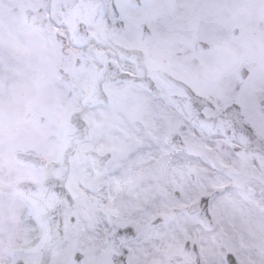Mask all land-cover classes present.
I'll use <instances>...</instances> for the list:
<instances>
[{
    "label": "flooded vegetation",
    "instance_id": "1",
    "mask_svg": "<svg viewBox=\"0 0 264 264\" xmlns=\"http://www.w3.org/2000/svg\"><path fill=\"white\" fill-rule=\"evenodd\" d=\"M25 1L4 10L31 46L3 39L7 15L0 13V45H15L17 54L0 67V119L6 116L8 131L0 159L4 145L10 157L0 162V215L12 218L18 238L11 245L20 243L0 254L16 256L8 264H38L43 255L52 264L58 254L81 264L86 252L74 239L101 233L107 251L100 264L115 256L125 264H156L150 231L167 217L158 215L157 191L174 184L150 164L158 142L169 157L167 146L192 123L234 129L233 151L245 149L244 132L264 150V0H113L115 27L91 16V0ZM24 46L33 55L22 54ZM69 122L73 151L65 160ZM47 178L65 188L61 236L53 244L26 187L16 188ZM173 194L171 212L194 220L203 233L185 236L184 264H264V214L245 220L251 247L243 256L236 233L215 226L209 232L184 210L196 203L185 185ZM92 210L101 217L89 218ZM29 223L32 237L35 229L42 235L40 247L23 244Z\"/></svg>",
    "mask_w": 264,
    "mask_h": 264
},
{
    "label": "snow or ice",
    "instance_id": "2",
    "mask_svg": "<svg viewBox=\"0 0 264 264\" xmlns=\"http://www.w3.org/2000/svg\"><path fill=\"white\" fill-rule=\"evenodd\" d=\"M234 136V129L189 123L167 146L183 161L185 190L197 205H203L197 208L198 214L207 210L198 223L206 224L209 232L236 228L264 214V152L233 151Z\"/></svg>",
    "mask_w": 264,
    "mask_h": 264
},
{
    "label": "rangeland",
    "instance_id": "3",
    "mask_svg": "<svg viewBox=\"0 0 264 264\" xmlns=\"http://www.w3.org/2000/svg\"><path fill=\"white\" fill-rule=\"evenodd\" d=\"M15 1H18V4L21 6H24L26 4L25 0H0V3L3 4L0 9L1 12H5L4 7L11 5L15 3ZM4 10V11H3ZM4 16L2 21V30L3 33V39L5 40H13L17 42L19 39L22 42H25V44L28 46H31L28 44L27 39L24 38L21 34V29L18 27L19 25L12 23L10 25V22L8 20V16H12L11 14H8V12L3 13ZM2 18V16H1ZM12 18V17H11ZM9 22V24H8ZM13 22V21H12ZM24 46L22 50V54H26L27 51H29V55H33V47H27ZM27 48L29 50H27ZM16 54V46L15 45H0V67L1 69H5V66L14 60ZM3 110V107L0 106V112ZM1 115V114H0ZM4 119H7L6 116ZM3 118L0 119V142L6 145V140L8 136L7 126ZM158 133H161V129H158ZM1 145V144H0ZM4 145L3 148L6 149V146ZM3 151L2 157L0 159V162H6L10 160L9 154L7 149ZM156 154V155H155ZM158 157L156 163H150L151 166L154 164L155 171H164L165 173H168L169 177L174 179L173 183L162 184L161 187L158 189V201H157V212L158 215H163L165 213L167 215L166 219L159 224H157L150 233L156 237L154 240V246L153 249L156 251L155 254V263L156 264H184L185 261L183 260V253H182V247H183V240L187 234L189 235H196L197 233L201 234L202 232L198 229L197 223L194 220H187L186 222L179 216H175L171 209L175 206L174 204V194L173 189L174 188H184V185H181V180L184 179V175L186 173L185 168L183 167V161L179 160L175 155H170L167 157L164 147L161 145V143L158 142L157 144V151L154 153V158ZM162 159L160 160V158ZM169 159V165L165 166V159ZM163 163V164H162ZM30 174L34 176V178H38L40 176V172H34L30 171ZM182 190V189H181ZM192 196V195H191ZM189 197H185V200H187ZM113 209V208H111ZM89 208H87V211ZM105 214L107 213L106 209H102ZM29 215L32 216V210L28 211ZM89 218H97L101 217L100 213L98 211H89ZM154 214V213H153ZM11 217L8 216V214L0 215V248H6L9 249L10 247H20L19 244L11 245V243H15V240L18 238V235L13 233L12 226L13 221H11ZM245 221L238 225L236 228H228V230H231V232L236 233L237 242L239 243V250L241 251V254L243 256L247 255L248 248L251 247L250 241L251 236L248 234V230L244 228ZM26 233L23 234L21 237L22 240H26V244L23 243L27 247H40L42 242V235L39 230L34 231V235L32 237V228L33 224L29 223L27 225ZM203 234V233H202ZM35 236V238H34ZM206 236V235H205ZM75 247L79 249H83L86 252V256L83 259L81 264H100L103 260V257L107 251V248L103 244L101 233H99L98 237H95V235L89 237H83L79 236L77 239H74ZM64 247L63 245H60ZM148 248V247H146ZM151 248V247H150ZM38 258V256H28L29 259L32 258ZM16 258V256H9L6 254H0V264H8L11 261H13ZM70 261L68 260V256L66 255H55L53 258L52 264H74L72 260V256H69Z\"/></svg>",
    "mask_w": 264,
    "mask_h": 264
},
{
    "label": "water",
    "instance_id": "4",
    "mask_svg": "<svg viewBox=\"0 0 264 264\" xmlns=\"http://www.w3.org/2000/svg\"><path fill=\"white\" fill-rule=\"evenodd\" d=\"M94 4L93 14L91 16L98 18L100 21L109 22L112 25L118 26L119 24L115 21L116 16V7L113 3V0H91ZM81 2V0H79ZM78 7L80 4L78 3ZM78 9V15L84 14L82 9ZM112 27V26H111ZM65 147L63 149V157L68 159L69 154L73 151V138L71 133L70 122L66 126L65 130ZM242 142L250 152L260 151L264 152L262 147H259V144L252 140L248 133L244 132L242 137ZM55 183L52 178H47L42 181L40 184H34L32 182H20L17 184L16 188L26 187L25 195L27 200L30 201L35 219L46 229L47 242L50 244L55 243L61 236V205L60 200L65 194V188H54ZM53 187V188H51ZM203 208V205H197L196 203L184 207V210L188 211L189 214L193 216H199L201 219L204 218V213L197 212V208ZM177 212V210H174ZM210 221V218H208ZM82 258V254L77 252L74 255V259L78 262ZM49 255L42 256L38 264H48ZM112 264H125L124 260L115 256Z\"/></svg>",
    "mask_w": 264,
    "mask_h": 264
}]
</instances>
